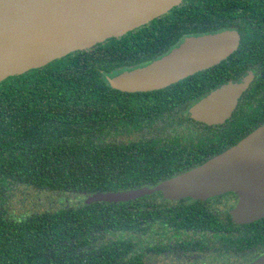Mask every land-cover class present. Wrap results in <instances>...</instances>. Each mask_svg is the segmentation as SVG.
Instances as JSON below:
<instances>
[{"label": "trees", "instance_id": "16d2710c", "mask_svg": "<svg viewBox=\"0 0 264 264\" xmlns=\"http://www.w3.org/2000/svg\"><path fill=\"white\" fill-rule=\"evenodd\" d=\"M234 28L264 90V0H183L123 36L0 82V264H133L136 251L124 247L140 214L169 206L171 219L188 221V205L170 204L159 191L120 202L77 199L159 183L137 176L147 151L114 123L151 125L145 114L154 105L175 106L152 93L126 96L107 76L168 53L184 37ZM27 189L72 203L60 198L66 203L21 212L14 202Z\"/></svg>", "mask_w": 264, "mask_h": 264}, {"label": "water", "instance_id": "95a60500", "mask_svg": "<svg viewBox=\"0 0 264 264\" xmlns=\"http://www.w3.org/2000/svg\"><path fill=\"white\" fill-rule=\"evenodd\" d=\"M183 0H0V82L47 65L80 49L145 25ZM240 34L225 29L190 35L150 63L107 76L124 92L152 91L218 64L234 53ZM253 78L214 91L190 108V115L209 124L221 122L235 109ZM240 192L237 220L264 216V123L230 149L208 162L153 187L95 192L86 203L134 200L161 191L168 199L207 198L225 190ZM250 264H264V255Z\"/></svg>", "mask_w": 264, "mask_h": 264}, {"label": "flooded vegetation", "instance_id": "af4514ba", "mask_svg": "<svg viewBox=\"0 0 264 264\" xmlns=\"http://www.w3.org/2000/svg\"><path fill=\"white\" fill-rule=\"evenodd\" d=\"M233 30L240 34V44L234 53L218 64L161 89L132 93L119 90L126 96L152 93L175 106L154 105L153 110L145 114L153 119L151 125L114 123V129H121L130 137L141 140L136 149L147 151L146 157L141 159L142 173L139 174L140 168L136 169L142 181L159 180L160 183L192 170L230 149H236L264 123V90L257 86L261 74L256 71L259 65L245 61L252 57L245 58L246 55L241 54L243 35L238 29ZM155 59L118 67L120 71L110 76L144 66ZM250 71L253 72L252 81L225 120L209 124L190 115L192 106L224 85L241 81ZM183 117L185 123L176 124ZM135 154L139 155L138 152ZM144 186L155 185L139 187ZM159 192L170 204L176 205V201L186 203L191 214L188 221L179 222L167 214L169 206L161 214L157 208L149 214H140L138 224L130 226L134 235L130 239L131 246L124 247V251H136L133 264H250L264 255V216L237 220L234 212L240 202L238 190H225L204 199L188 196L178 200L168 199Z\"/></svg>", "mask_w": 264, "mask_h": 264}, {"label": "rangeland", "instance_id": "374dc122", "mask_svg": "<svg viewBox=\"0 0 264 264\" xmlns=\"http://www.w3.org/2000/svg\"><path fill=\"white\" fill-rule=\"evenodd\" d=\"M60 198H64L66 201H69V203H72L68 196L60 197L57 194L51 192H39L27 189V192H19V197H17L16 201L14 202V206L21 212L42 211L47 208L57 207L62 203H66L64 199L60 200ZM77 200L78 202L81 200L85 201V198H80Z\"/></svg>", "mask_w": 264, "mask_h": 264}]
</instances>
